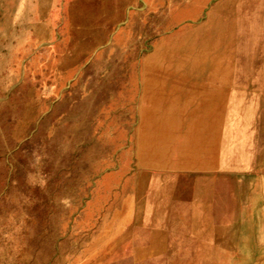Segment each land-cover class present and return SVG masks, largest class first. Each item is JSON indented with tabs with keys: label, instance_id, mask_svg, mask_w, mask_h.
I'll list each match as a JSON object with an SVG mask.
<instances>
[{
	"label": "rangeland",
	"instance_id": "374dc122",
	"mask_svg": "<svg viewBox=\"0 0 264 264\" xmlns=\"http://www.w3.org/2000/svg\"><path fill=\"white\" fill-rule=\"evenodd\" d=\"M233 2L0 0V264H264V0ZM185 138L209 164L173 165Z\"/></svg>",
	"mask_w": 264,
	"mask_h": 264
},
{
	"label": "crops",
	"instance_id": "0c3cea01",
	"mask_svg": "<svg viewBox=\"0 0 264 264\" xmlns=\"http://www.w3.org/2000/svg\"><path fill=\"white\" fill-rule=\"evenodd\" d=\"M226 3L221 4V5H217V7H215V12L219 11L225 15H229V14H234L235 10L238 11L239 13V8L237 7L236 4H234L233 0H225ZM221 6V7H220ZM228 6V7H227ZM219 8V9H218ZM229 8V9H228ZM228 9V10H227ZM212 12V11H211ZM214 12V11H213ZM213 15V13L211 14V16ZM253 16V21L254 22H264V10L261 8H255L252 11ZM202 80V79H200ZM207 80H211V82H217V80L212 79V78H207ZM207 80L205 82H207ZM180 81H177V83H172L171 85H185V83H178ZM198 82V79H197ZM218 82H222V81H218ZM169 85V84H166ZM205 132V131H204ZM184 133L187 134H193V133H203V129L199 128H192L190 127V129H187L184 131ZM212 133V131H211ZM170 141L172 139V137H170ZM162 139V137H161ZM160 139V140H161ZM186 138L183 140V143L180 144L179 147H177L175 154H176V158L173 161V165H179V166H191V167H199L200 164H204V166H206L207 164H209V159H210V155H213V150H215L214 145L213 147H209V146H204L202 143H195V144H187ZM169 141V142H170ZM167 146V145H166ZM167 150V147H166ZM213 157V156H211ZM159 164H164L167 163V161H164V159L160 160L158 162ZM169 164H172L171 162H168ZM186 217V216H185ZM203 225L201 223H196V222H192V224H190L189 226L185 223L181 226L177 225V226H173V227H169L170 230L173 231V233H176V229L179 228L178 230L183 231L185 233L186 236H189L191 239L193 240H199V246L201 249L202 245L204 244L205 238L206 236H204L205 231H206V227H202ZM164 228L160 227H146L142 228V232L140 233L143 237L142 241H146L147 242V238L146 237H150L151 240H153V244L154 241H156L158 238L160 240V237L162 236V231ZM204 232V233H203ZM138 234V235H140ZM144 243L147 245V243ZM202 251V250H201Z\"/></svg>",
	"mask_w": 264,
	"mask_h": 264
},
{
	"label": "bare ground",
	"instance_id": "6f19581e",
	"mask_svg": "<svg viewBox=\"0 0 264 264\" xmlns=\"http://www.w3.org/2000/svg\"><path fill=\"white\" fill-rule=\"evenodd\" d=\"M157 1V0H156ZM149 3V2H148ZM153 4H155V3H153ZM113 6H115V5H113ZM112 6V7H113ZM121 7V6H120ZM153 7V6H152ZM221 7V6H220ZM228 7V6H227ZM131 8V7H130ZM109 9V8H108ZM139 9V8H138ZM219 9V8H218ZM229 9V8H228ZM227 9V10H228ZM112 10V9H111ZM152 10H154V9H152ZM167 10H169V9H167ZM119 11V10H118ZM128 11V10H127ZM164 11V10H163ZM111 12V11H110ZM139 12V11H138ZM106 13V12H105ZM116 13V12H115ZM221 13V12H220ZM162 14V13H161ZM226 14V13H225ZM114 15V14H113ZM112 15V16H113ZM116 15V14H115ZM114 15V16H115ZM123 15V14H122ZM164 15V14H163ZM99 16V15H98ZM119 16V15H118ZM117 16V17H118ZM171 16H172V14H171ZM143 17V16H142ZM112 18V17H111ZM152 18V17H151ZM167 18V17H166ZM172 18V17H171ZM132 20V19H131ZM150 20V19H149ZM107 21V20H106ZM174 21V20H173ZM127 22V21H126ZM149 23V22H148ZM100 24H102V23H100ZM185 24V23H184ZM232 24V23H231ZM130 25V24H129ZM142 25V24H141ZM103 26V25H102ZM155 26V25H154ZM80 27V26H79ZM170 27V26H169ZM168 27V28H169ZM232 27V26H231ZM96 28H97V26H96ZM146 28H148V27H146ZM130 29V28H129ZM133 29V28H132ZM140 29V28H139ZM143 29V28H142ZM152 29V28H151ZM165 29H167V28H165ZM228 29V28H227ZM134 30V29H133ZM153 30V29H152ZM231 30V29H230ZM225 32H226V30H225ZM125 33V32H124ZM163 33H165V32H163ZM224 33V32H223ZM227 33V32H226ZM138 35V34H137ZM143 35V34H142ZM153 36V35H152ZM233 36V35H232ZM154 38V37H153ZM224 38V37H223ZM142 39H143V37H142ZM233 39V38H232ZM120 40V39H119ZM180 40V39H179ZM214 41V40H213ZM38 42V41H37ZM132 42V41H131ZM32 43H34L33 41H32ZM116 43V42H115ZM213 43V42H212ZM235 43V42H234ZM76 44H77V42H76ZM120 44V43H119ZM131 44V43H130ZM179 44H180V41H179ZM219 44V43H218ZM134 45V44H133ZM211 44H209V46H210ZM232 45V44H231ZM230 45V46H231ZM75 47V46H74ZM78 46H76V48H77ZM216 48V47H215ZM209 49V48H208ZM206 50H207V48H206ZM234 50V49H233ZM213 51V50H212ZM62 52V51H61ZM219 52V51H218ZM220 52H222V51H220ZM213 53V52H212ZM187 54V53H186ZM11 55V54H10ZM185 55V54H184ZM234 55V54H233ZM232 55V56H233ZM73 56V55H72ZM207 56V55H206ZM9 57H11V56H9ZM179 57V56H178ZM182 57H184L183 55H182ZM234 57V56H233ZM134 59V58H133ZM215 59V58H214ZM224 63V62H223ZM10 64V63H9ZM133 64V63H132ZM211 64V63H210ZM7 65V64H6ZM131 65V64H130ZM233 65V64H232ZM19 66V65H18ZM130 67V66H129ZM211 68V67H210ZM7 70H8V68H7ZM9 72V71H8ZM6 73V72H5ZM10 73H8V75H9ZM14 75V74H13ZM137 75V74H136ZM146 76H148L147 74H146ZM154 76V75H153ZM206 76V75H205ZM3 77V76H2ZM14 78V77H13ZM62 78V77H61ZM146 78V77H145ZM7 79V78H6ZM162 79V78H161ZM9 80V79H8ZM59 80H60V78H59ZM33 85V84H32ZM3 90V89H2ZM17 98V97H16ZM16 101V100H15ZM179 109H181V108H179ZM39 118V117H38ZM157 116H155V115H152V116H150L149 118H148V120H146L144 123H143V125H142V127H141V140H140V144H139V150H138V156H139V158H140V162L141 163H144V166L146 165V166H159L160 164L158 163L160 160H162V159H164L165 158V156H166V145L168 144V142H169V139H168V137H164V136H162V139L161 140H159V135L158 134H156V133H154L153 131H151L150 129H152V130H154V129H156V124H157ZM171 121V120H170ZM170 121H165L164 120V122H162L161 123V125L163 126V127H169L172 123H170ZM173 126V125H172ZM155 131V130H154ZM216 137V136H215ZM216 139L217 138H214L213 140H212V142L215 144V142H216ZM80 144V143H79ZM160 145H162V148H159V146ZM168 146V145H167ZM137 150V149H136ZM162 158V159H161ZM170 187V186H169ZM168 189V188H167ZM170 189V188H169ZM168 189V190H169Z\"/></svg>",
	"mask_w": 264,
	"mask_h": 264
}]
</instances>
